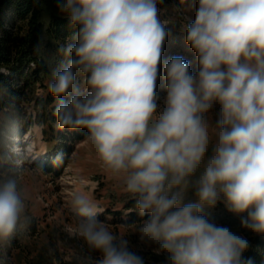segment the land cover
Here are the masks:
<instances>
[{"label":"clouds","instance_id":"9594fccd","mask_svg":"<svg viewBox=\"0 0 264 264\" xmlns=\"http://www.w3.org/2000/svg\"><path fill=\"white\" fill-rule=\"evenodd\" d=\"M159 2L59 5L78 31L58 50L64 59L47 85L57 127L87 129L103 166L122 177L139 215L149 214L136 232L167 253L168 264H253L243 255L249 241L203 212L223 202L242 227L264 235V0H199L185 29L198 69L192 74L181 56L164 63L162 106L158 66L170 33ZM190 184L197 200L185 204ZM71 208L76 234L100 255L96 264H145L97 218L87 193L75 194ZM26 209L18 178L0 173V246H11Z\"/></svg>","mask_w":264,"mask_h":264},{"label":"trees","instance_id":"16d2710c","mask_svg":"<svg viewBox=\"0 0 264 264\" xmlns=\"http://www.w3.org/2000/svg\"><path fill=\"white\" fill-rule=\"evenodd\" d=\"M66 0H0V173H8L18 178L24 166H19V156L13 151L15 139L28 131L33 124L42 127L43 139L63 154V163L55 162L58 154L52 158H39L33 168L42 170L45 174L59 176L67 163L75 144L86 139L87 129H59L54 116L55 97L49 92L41 98L36 94L37 85L45 86L46 80H51V71L62 61L59 53L62 46L75 43L78 27L70 26L66 12L61 11L60 4ZM169 0H160L157 7L164 9ZM46 87V86H45ZM33 104L36 108L35 118H27L26 105ZM23 119L28 126L20 127ZM192 192L195 188L191 185ZM135 199L130 197L123 210H107L113 216L127 213L121 220L126 225L140 224L148 219L149 214L141 217L135 209ZM203 214L218 226H226L236 234L244 236L250 243V248L243 254L251 258L253 264H264V235L254 233L241 226V216L230 212L223 202H218L212 209ZM244 216L247 213L242 214ZM56 230L49 235L53 244L57 237ZM37 223L32 216L26 217V223L18 230L11 246H0V264H12L10 259L13 251L22 247L21 238L25 235H35ZM61 237V243L72 254V260L64 264H96L100 259L97 252L92 251L84 241L77 238ZM48 252V249L46 247ZM46 252V253H47ZM137 253V252H136ZM144 258L159 259L158 256L137 253ZM45 255V254H44ZM47 258L38 257L34 264H51V255ZM61 261V260H60ZM62 264V262H61Z\"/></svg>","mask_w":264,"mask_h":264},{"label":"rangeland","instance_id":"374dc122","mask_svg":"<svg viewBox=\"0 0 264 264\" xmlns=\"http://www.w3.org/2000/svg\"><path fill=\"white\" fill-rule=\"evenodd\" d=\"M199 0H169L166 8L159 9V19L165 21L169 36L164 46L161 63L158 66L156 85L157 103L162 106L166 97V80L164 63L173 56H181L190 62L189 71L195 74L198 69V59L195 51L186 43V26L194 22ZM37 85L36 96L41 98L48 92V83ZM220 105L215 103L207 114L214 125ZM28 118H35L36 108L33 104L26 105ZM23 119L20 127L28 126ZM13 151L19 156V166H24L18 184L26 197V217L32 216L37 223L35 235H25L21 238L22 247L13 251L10 259L12 264H34L38 257L47 258L51 255V264H64L72 260V252L61 243V237L83 239L76 234V217L71 208L72 197L77 193H87L96 205L97 218L106 223L110 230L125 236L131 251L158 256L159 259H149L150 264H168V254L158 250V245L141 240L137 231L139 224L126 225L121 222L127 213L113 216L109 210L122 211L125 202L132 197L125 191L122 177H118L103 166L93 146L85 139L74 145L67 156V163L59 176L45 174L42 170L33 168L37 157L47 159L60 151L43 139L42 127L33 124L20 138L15 139ZM197 197L192 192L191 184L187 188L183 203L196 202ZM213 207H206L205 211ZM56 230L57 237L52 240L50 234ZM48 249V252L46 250ZM47 252V253H46ZM45 254V255H44ZM61 260V261H60ZM84 264V263H81Z\"/></svg>","mask_w":264,"mask_h":264},{"label":"bare ground","instance_id":"6f19581e","mask_svg":"<svg viewBox=\"0 0 264 264\" xmlns=\"http://www.w3.org/2000/svg\"><path fill=\"white\" fill-rule=\"evenodd\" d=\"M39 158H40V156L37 157V159H39Z\"/></svg>","mask_w":264,"mask_h":264}]
</instances>
